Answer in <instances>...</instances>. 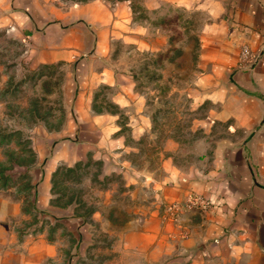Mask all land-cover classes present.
Returning <instances> with one entry per match:
<instances>
[{"label":"crops","instance_id":"1","mask_svg":"<svg viewBox=\"0 0 264 264\" xmlns=\"http://www.w3.org/2000/svg\"><path fill=\"white\" fill-rule=\"evenodd\" d=\"M165 3L207 16L194 84L199 103H210L205 123H223L225 130L211 145L204 142L187 165L177 163L178 144L167 138L161 162L148 170L122 156L133 147L119 114L93 107L97 88L106 85L110 101L124 109L132 137L151 125L143 95L119 63L124 53H115L117 43L150 44L148 25L134 17L133 0H0V29L22 42L31 66H69L65 124L46 131L44 150H35L43 163L32 169L33 207L63 221L77 241L83 237L80 215L49 209L50 179L57 164L90 154L107 173L120 172L131 190L147 187L149 194L119 225L107 220L106 226L103 213L93 212L112 236L104 264H264V0H140L150 12ZM245 44L250 53L243 58ZM189 193L209 204L188 207ZM173 203L179 208L171 212ZM22 204L0 193V264H73L43 228L21 226L28 217ZM74 248L81 254L80 242Z\"/></svg>","mask_w":264,"mask_h":264},{"label":"rangeland","instance_id":"2","mask_svg":"<svg viewBox=\"0 0 264 264\" xmlns=\"http://www.w3.org/2000/svg\"><path fill=\"white\" fill-rule=\"evenodd\" d=\"M133 4L135 19L148 25L150 44L136 48L117 43L115 53H124L119 63L129 70L132 86L143 95V111L151 125H146L139 137H132L131 127L124 124L127 115L110 101L112 90L106 85L97 88L93 107L119 114L127 143L133 147L122 156L135 168L155 170L165 155L167 138L178 144L177 163L187 165L204 142L211 145L225 130L223 123H205L210 103H199L194 84L207 16L200 9L186 10L167 3L152 12L145 10L140 0ZM24 47L0 29V193L22 199L28 217L21 219V226L43 228L49 239H57L63 257L72 259L73 264H104L111 257L112 236L102 229L93 212L103 213L104 225L107 220L119 225L129 209L140 206L139 199L149 198L147 187L131 190L120 172L107 173L103 161L88 154L70 165L57 164L50 179L49 209L77 216L82 213L83 237L77 241L63 221L34 209L32 169L43 163L35 150H44L46 131L59 130L65 124L70 109L65 91L69 66L62 61L31 66L23 55ZM76 242L81 243V254L75 252Z\"/></svg>","mask_w":264,"mask_h":264},{"label":"built area","instance_id":"3","mask_svg":"<svg viewBox=\"0 0 264 264\" xmlns=\"http://www.w3.org/2000/svg\"><path fill=\"white\" fill-rule=\"evenodd\" d=\"M250 53L249 47L245 44L241 47V55L243 58L248 57ZM209 204V201L205 198H203L201 195L196 194V193H189L186 196V205L188 207H194V208H199V209H205L207 205ZM170 211L174 212L179 208L178 204L173 203L170 205Z\"/></svg>","mask_w":264,"mask_h":264},{"label":"trees","instance_id":"4","mask_svg":"<svg viewBox=\"0 0 264 264\" xmlns=\"http://www.w3.org/2000/svg\"><path fill=\"white\" fill-rule=\"evenodd\" d=\"M133 8H134V4H133ZM134 10V9H133ZM135 17V16H134ZM31 185H33V184H31ZM91 209V208H90ZM79 215H82V213H80Z\"/></svg>","mask_w":264,"mask_h":264}]
</instances>
